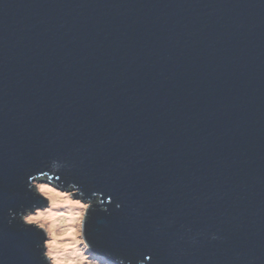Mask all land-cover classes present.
Instances as JSON below:
<instances>
[{
    "label": "water",
    "instance_id": "water-1",
    "mask_svg": "<svg viewBox=\"0 0 264 264\" xmlns=\"http://www.w3.org/2000/svg\"><path fill=\"white\" fill-rule=\"evenodd\" d=\"M44 172L113 261L264 264V0H0V264Z\"/></svg>",
    "mask_w": 264,
    "mask_h": 264
},
{
    "label": "clouds",
    "instance_id": "clouds-1",
    "mask_svg": "<svg viewBox=\"0 0 264 264\" xmlns=\"http://www.w3.org/2000/svg\"><path fill=\"white\" fill-rule=\"evenodd\" d=\"M49 167L63 174L65 165L52 160ZM27 189L40 203L21 206L18 211L9 209V213L24 229L41 233L37 248L42 264H125L119 257L113 261L95 250L88 238L90 214L101 205L99 193L92 192L89 196L74 182L64 185L52 182L47 172L30 178ZM50 193L54 194L55 200ZM101 210L106 209L101 207ZM211 238L217 239L215 234ZM136 264L144 262L138 260Z\"/></svg>",
    "mask_w": 264,
    "mask_h": 264
},
{
    "label": "rangeland",
    "instance_id": "rangeland-1",
    "mask_svg": "<svg viewBox=\"0 0 264 264\" xmlns=\"http://www.w3.org/2000/svg\"><path fill=\"white\" fill-rule=\"evenodd\" d=\"M49 195H51L52 197H53V199L55 200L56 199V197L54 196V194H49ZM82 211V210H81Z\"/></svg>",
    "mask_w": 264,
    "mask_h": 264
}]
</instances>
